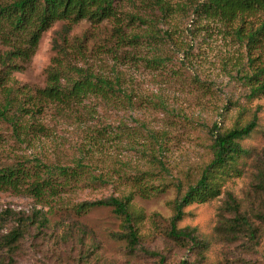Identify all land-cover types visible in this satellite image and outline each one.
<instances>
[{
    "label": "rangeland",
    "instance_id": "1",
    "mask_svg": "<svg viewBox=\"0 0 264 264\" xmlns=\"http://www.w3.org/2000/svg\"><path fill=\"white\" fill-rule=\"evenodd\" d=\"M172 1L174 10L166 18L153 0H115L118 20L56 21L23 69L13 72L16 97L31 105V96L46 84L48 68L62 55L58 41L72 63L110 80L113 88L105 99L90 94L63 110L42 101L33 118L26 116L37 125L23 140L0 120V164L32 166L40 159L84 165L77 182L47 200L0 190V238L28 217L15 249L0 246L6 264H264V189L255 184L257 160L264 155V95L249 99L245 78L252 64L264 59V44L249 54L236 32L239 19L204 18L193 10L197 0ZM263 19L260 10L248 22L256 27ZM118 24L124 36L116 31ZM6 48L0 42V50ZM257 105L258 126L241 140L249 152L239 161L242 175L228 180L218 197L186 206L178 223L196 227L205 248L172 240L167 235L176 196L171 180L185 187L195 183L214 156L213 127L244 123L249 116L241 110ZM92 175H103L105 182L92 181ZM130 191L133 208L143 215L140 247L163 254V263L140 248L128 249L117 234L122 220L111 207L78 212L80 202ZM228 193L257 229L252 240L220 231ZM230 212L224 215L232 217Z\"/></svg>",
    "mask_w": 264,
    "mask_h": 264
},
{
    "label": "trees",
    "instance_id": "2",
    "mask_svg": "<svg viewBox=\"0 0 264 264\" xmlns=\"http://www.w3.org/2000/svg\"><path fill=\"white\" fill-rule=\"evenodd\" d=\"M153 3L160 9L163 18L174 10L172 0H153ZM193 10L197 15L208 19L225 22L239 19L240 24L236 32L246 42L249 54L264 44V19L256 27L248 22V17L264 10V0H197ZM111 18L117 19L115 0H0V42L7 47L0 50V120L12 126L18 140L25 139L28 130L36 127L37 124L29 121L26 116L33 118L42 101L56 103L57 108L63 110L72 103L81 102L90 94L107 98L109 90L113 88L112 82L72 63L67 48L58 41L56 48L62 55L56 58V64L48 68L46 84L35 96H31L33 100L31 105L27 106L26 100L21 101L16 97L19 88L10 83L15 81L13 72L23 69L24 63L35 54L43 33L56 21H67L71 25L83 19L99 23ZM116 31L124 36L119 24ZM245 78L250 84L247 97L253 99L263 96L264 59L259 64L253 63L252 72L246 74ZM260 110V105L243 108L241 113L247 112L249 116L246 122L238 121L225 130H221L217 124L213 127L211 132L214 156L202 169L195 183L185 187L181 180H171L176 189V196L172 201L174 212L167 235L172 240L182 244L191 242L201 252L203 251L206 245L199 239L197 228L190 226L180 228L178 223L184 217L186 206L218 197L228 180L242 175L239 161L249 152L243 147L241 140L248 137L258 126ZM153 158L162 169L166 168L159 158L154 155ZM260 158L256 164L255 184L264 189V155L262 159ZM83 169V164L75 167L52 165L40 159H36L32 166L23 163L0 164V190L24 192L37 200H47L64 192L71 186L72 180L77 182L84 172ZM91 178L92 181L105 182L103 175H92ZM134 194V191L122 192L94 201H83L76 206L78 212L88 211L97 206L111 207L122 220V230L117 234L127 241L128 249L135 252L140 248L147 254L159 256L163 263L165 259L163 254L140 247L142 238L138 224L143 215L133 208ZM223 211L219 227L226 237L233 239L244 233L248 234L251 240L255 238L257 229L248 216L240 211V203L233 194L228 193ZM226 211H231L230 213L234 215L227 217L224 215ZM260 217L264 220V214ZM45 221L46 218L41 224H45ZM19 222L18 227L0 238V246L7 245L10 251L15 249V243L28 227V217H20ZM0 264L6 263L0 260ZM180 264H186V261L182 260Z\"/></svg>",
    "mask_w": 264,
    "mask_h": 264
}]
</instances>
